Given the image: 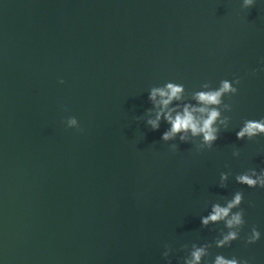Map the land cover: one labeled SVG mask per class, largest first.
Segmentation results:
<instances>
[{
    "label": "water",
    "instance_id": "obj_1",
    "mask_svg": "<svg viewBox=\"0 0 264 264\" xmlns=\"http://www.w3.org/2000/svg\"><path fill=\"white\" fill-rule=\"evenodd\" d=\"M233 78L231 126L211 151L173 152L166 124L137 122L153 86ZM261 115L259 0H0V264H167L165 245L181 264L183 245L223 228L201 227L207 206L236 189L240 237L211 253L264 264V187H218L221 172L264 166V136L235 135ZM69 116L80 131L62 124ZM252 224L261 237L246 243Z\"/></svg>",
    "mask_w": 264,
    "mask_h": 264
},
{
    "label": "clouds",
    "instance_id": "obj_2",
    "mask_svg": "<svg viewBox=\"0 0 264 264\" xmlns=\"http://www.w3.org/2000/svg\"><path fill=\"white\" fill-rule=\"evenodd\" d=\"M257 2L258 0H239L242 10L256 6ZM259 2L264 3V0ZM256 71L254 69L251 75H255ZM59 83L62 85L64 81L61 79ZM240 83L239 78L220 80L216 87L209 82H203L198 90L192 92H187L183 84L174 81L153 86L148 90L147 96L151 107L137 118V122L143 121L145 127L152 132L159 131L162 123L166 124L167 127L160 140L168 144L173 152L176 151L178 143L191 144L197 153L211 151L221 134L230 129L231 117L228 114L233 111V104L230 101L239 94ZM225 98H228L229 102H226ZM62 124L67 129L81 130L80 123L74 116H69L62 121ZM235 135L238 141L251 140L258 135L264 136V115L243 119L235 130ZM232 156L238 158L239 150L234 148ZM230 177L237 184L264 187V166L259 169L247 167L234 174L221 172L218 187L227 189ZM243 200L244 193L236 189L222 201L212 202L207 206V214L200 216L201 227L209 228L222 224L223 228L211 243L183 245L181 250L185 255L181 264H252V261L244 256L225 255L222 252H216L214 255L211 253L213 247L217 249L227 247L240 237L241 227L245 223L244 210L241 207ZM248 204L251 206L253 201L249 200ZM260 237V229L252 224L244 233L243 239L246 243H251ZM173 251L171 246H164L162 257L167 264H172L170 257Z\"/></svg>",
    "mask_w": 264,
    "mask_h": 264
}]
</instances>
